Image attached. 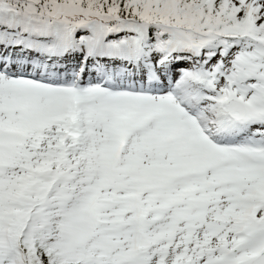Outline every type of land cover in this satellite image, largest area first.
I'll use <instances>...</instances> for the list:
<instances>
[{"label":"snow or ice","instance_id":"6c2138e0","mask_svg":"<svg viewBox=\"0 0 264 264\" xmlns=\"http://www.w3.org/2000/svg\"><path fill=\"white\" fill-rule=\"evenodd\" d=\"M0 264H264V0H0Z\"/></svg>","mask_w":264,"mask_h":264}]
</instances>
